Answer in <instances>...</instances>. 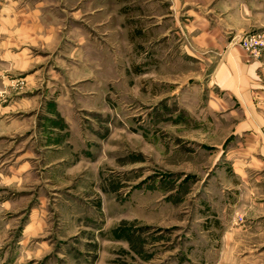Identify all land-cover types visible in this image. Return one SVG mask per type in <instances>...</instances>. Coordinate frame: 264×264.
<instances>
[{"label": "rangeland", "instance_id": "rangeland-1", "mask_svg": "<svg viewBox=\"0 0 264 264\" xmlns=\"http://www.w3.org/2000/svg\"><path fill=\"white\" fill-rule=\"evenodd\" d=\"M253 1L262 11L240 45L250 34L264 42V0ZM132 15L122 46L109 44L114 72L101 92L81 91L68 76L64 43L32 51L26 72L6 62L0 182L12 177L13 184L0 183V225L18 227L8 243L0 232V258L13 252L31 210L42 209L51 248L23 264H264V242L249 236L251 243L233 251L218 223L223 213L238 212L232 205L239 191L226 186L233 179L229 161L222 153L215 161L218 148L206 137L218 130L220 114L212 106L210 68L204 71L176 36L154 37ZM263 52L264 43L259 54L248 51L258 58ZM40 70L39 87L28 89L26 77ZM54 70L69 82L58 92L70 98L72 105L62 106L69 122L55 114L53 92L42 89ZM20 96L28 97L27 107L1 112ZM11 120L17 129L22 122L23 133L4 137ZM69 132L72 143L60 148L61 133Z\"/></svg>", "mask_w": 264, "mask_h": 264}, {"label": "crops", "instance_id": "crops-1", "mask_svg": "<svg viewBox=\"0 0 264 264\" xmlns=\"http://www.w3.org/2000/svg\"><path fill=\"white\" fill-rule=\"evenodd\" d=\"M253 3V0H0V89L8 85L3 77L7 61L13 63L15 72H26L33 59L32 51L61 43L65 44L62 49L68 57L65 61L68 76L80 83L79 89L88 92L107 89L109 70L114 72L112 61L109 62L113 60L109 44L114 43L117 48L125 42L130 14L136 25V19L146 22L154 37L164 36L171 41V35L176 36L186 53L202 59L204 71L210 68L209 85L215 95L212 106L220 114L218 130L213 129L206 137L218 148L215 161H219L221 153L229 161L227 166L233 179L226 186L239 191L232 205L238 212L218 216L219 225L224 227L225 245L233 246L235 251L240 245L251 243L245 239L249 236L257 237V243L264 242V52L261 58L253 57L238 44V37L260 17L261 5ZM43 73L40 70L28 75L27 88L39 87ZM61 77L62 72H56L55 76L51 73L42 89L53 92L55 114L69 122L64 118L69 112L62 106H71L70 98L58 93L68 90L69 82ZM28 103L27 96H20L3 106L1 112L7 111L6 107L24 109ZM21 123L17 129V121L11 120L3 136L23 133ZM68 134L71 135L61 133L62 140L57 142L60 148L72 143ZM254 170L261 173L252 177ZM11 178L0 183L12 185ZM23 181L20 179L19 183ZM2 207L14 206L4 202ZM49 220L44 210H31L19 228L15 247L10 249L13 252L0 258V264H23L25 259H37L51 248L47 238ZM16 227L12 221L0 225V232L7 234L6 243Z\"/></svg>", "mask_w": 264, "mask_h": 264}, {"label": "built area", "instance_id": "built-area-1", "mask_svg": "<svg viewBox=\"0 0 264 264\" xmlns=\"http://www.w3.org/2000/svg\"><path fill=\"white\" fill-rule=\"evenodd\" d=\"M241 45L248 50L251 54L257 55L263 45V41L257 35H247L241 41Z\"/></svg>", "mask_w": 264, "mask_h": 264}]
</instances>
